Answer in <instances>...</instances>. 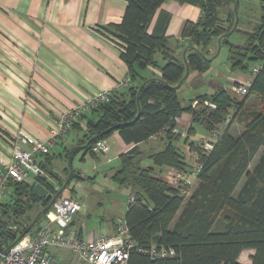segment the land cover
<instances>
[{
  "label": "trees",
  "instance_id": "obj_1",
  "mask_svg": "<svg viewBox=\"0 0 264 264\" xmlns=\"http://www.w3.org/2000/svg\"><path fill=\"white\" fill-rule=\"evenodd\" d=\"M125 1L121 23L105 30L120 46V57L129 66L132 80L147 67L156 66L155 52L163 57L161 76L129 88L128 99L114 93L107 103L93 110L96 118L87 122L83 151L93 154V145L114 132L125 144L135 146L120 155L121 166L112 176L135 198L128 202L124 222L137 248L145 252L133 250L127 264H239L238 258L246 250H254L251 264H264V0L258 24L244 33L242 45H233L230 36H224L235 24L234 11L226 21L220 17V10L236 0H174L198 5L202 10L200 20L186 23L181 33L182 39L191 41L185 57L190 72L209 69L208 49L215 39L229 47L232 68L251 75V66L260 65L251 75L247 96L239 99L229 89L218 88L211 95L192 98L185 106L174 89L184 78L185 63L170 51L163 29L148 31L155 12L166 0ZM250 96L260 101L259 110L246 106ZM204 101L215 108L204 105ZM183 113L191 115L184 144L197 155L201 167L196 174L197 184L188 196L156 172L160 167L183 174L187 171L186 156L177 147L181 139L174 132L175 122ZM232 125L241 131L239 135L230 131ZM195 126L205 133H218L208 153L195 145L196 140L189 142L197 134ZM162 133L163 149L151 156L152 165L143 167L137 145ZM260 150L259 159L252 164ZM46 167L42 164L52 175ZM75 177L73 172L72 179ZM37 182L46 188L48 198L40 197L24 182L14 185L10 197L0 205V243L8 246L15 242L58 191L44 178ZM63 182L57 181L59 188ZM10 226L16 230L12 232ZM152 246L171 249L174 255L153 259L146 253Z\"/></svg>",
  "mask_w": 264,
  "mask_h": 264
},
{
  "label": "crops",
  "instance_id": "obj_2",
  "mask_svg": "<svg viewBox=\"0 0 264 264\" xmlns=\"http://www.w3.org/2000/svg\"><path fill=\"white\" fill-rule=\"evenodd\" d=\"M262 4V0H238L236 7L238 32L244 35L253 30L258 24L255 22L259 21ZM234 5L235 3L220 10V17L223 20L226 21L229 13L234 11ZM126 7L125 0H0V157L9 159L14 145L13 138L18 132L26 135L32 142L47 140L50 137L51 126L64 111L99 92L114 90L121 98L128 99L129 88L142 84L144 80L160 78V67L164 61L160 52H155L153 61L156 66L147 67L140 72V77L132 80L129 66L120 57V46L105 30L111 25L121 23ZM251 7L257 8V14L253 18ZM201 16L202 10L198 5L166 0L155 12L148 31L152 32L154 28L163 29L168 40L167 45L174 57L183 59V52L187 53L188 43L181 37L182 30L186 23H197ZM251 19H254L253 25ZM235 20L236 16L234 23ZM224 25L227 26L228 23ZM234 33L235 30L230 36ZM212 43L208 49V56L215 58L217 46L219 47L221 41L215 39ZM208 70L204 73L189 71L188 77L177 89V95L182 91L192 94V98L211 95L216 88L207 85V82L218 84L219 88L225 89L218 82L208 79ZM251 80L250 74L232 68L226 89L231 90L233 85L251 83ZM250 97L246 101V106L248 103L251 109L259 110L260 101L255 96ZM95 118L96 114L92 111L77 118L70 130L74 135L68 139L65 138L66 135L57 139L50 150L57 146L58 150H63L64 153L67 148L76 146L74 151L80 150L83 158L90 155L102 161V156L83 151L87 122ZM189 127L191 115L183 113L176 120L174 128V132L180 136L182 144H177V147L182 152L187 147L184 142ZM230 131L235 136L241 133L234 125ZM207 134L204 132L201 136ZM154 137L137 145L140 165L142 160L151 161V156L163 149L165 142L161 141L162 137L158 135L159 140ZM106 141L109 152L103 159L118 160L119 166L114 169L116 172L121 166L120 155L135 146L125 144L118 132H114ZM189 141L195 140L190 137ZM20 147L25 150L30 148L24 145ZM50 150L47 155L38 156V160L47 166L46 168L51 169L52 160L56 156L51 155ZM261 152L262 150L252 164L256 163ZM72 153H69L70 156ZM68 156L65 155L66 158ZM58 157L61 158V154ZM43 170L44 179L57 190L61 188L58 187L57 181L66 176L65 182L70 173L65 169L58 176L53 171L54 175H51L46 169ZM77 177L81 178V174ZM33 180V177H29L27 182L31 184ZM121 220L124 221V218ZM75 222L76 220L70 228L85 239H90L93 233L112 236L117 223L110 220L106 230L86 231L84 224L74 227ZM253 255L254 250L243 251L238 263L251 264ZM70 256L69 253L67 257L54 258L59 264H72L73 258Z\"/></svg>",
  "mask_w": 264,
  "mask_h": 264
},
{
  "label": "built area",
  "instance_id": "obj_3",
  "mask_svg": "<svg viewBox=\"0 0 264 264\" xmlns=\"http://www.w3.org/2000/svg\"><path fill=\"white\" fill-rule=\"evenodd\" d=\"M259 68L260 65H253L251 75H255ZM249 88L250 82L233 85L230 91L234 97L241 99L248 95ZM114 93H116L114 90L99 92L64 111L51 126L50 137L45 141L32 142L26 135L18 132L13 138L14 145L9 159L5 160L0 157V205L10 197L14 185L28 183L29 177H33L35 183L38 178H44L45 172L38 156L47 155L50 148L56 144L57 139L63 138L70 132L77 118L107 103ZM196 104L197 101H194L193 105ZM203 104L215 108L214 104L207 101H204ZM209 134L195 143L206 153L213 148V144L218 138L217 132ZM154 138L160 139L158 136ZM21 145L30 146V148L25 150L20 147ZM186 149L189 148L186 147ZM91 151L93 154L105 156L109 152V145L106 140H100L93 145ZM192 154L191 158L194 160L192 174L196 175L200 172L201 167L197 163V155L194 152ZM167 183L179 188L183 195H188L189 188L190 190L192 188V183L188 182L185 174L177 170L174 171V180ZM28 184L30 185V183ZM54 196L55 194L52 195V198ZM134 199V196H130L129 201H134ZM80 209L81 206L75 199L61 196L54 199L43 220L34 231H31L32 228L21 239L8 246L5 243H0V264H59L53 256V251L58 249L70 253L73 258L72 264H127L133 250L145 253L137 248L123 220L117 221L112 236L93 233L90 239L83 238L77 231L70 228ZM9 229L14 232L16 227L10 226ZM146 253L153 259L174 255L173 250L158 246H152Z\"/></svg>",
  "mask_w": 264,
  "mask_h": 264
},
{
  "label": "rangeland",
  "instance_id": "obj_4",
  "mask_svg": "<svg viewBox=\"0 0 264 264\" xmlns=\"http://www.w3.org/2000/svg\"><path fill=\"white\" fill-rule=\"evenodd\" d=\"M251 8V15L253 18L257 14V8ZM251 21L253 25L254 19H251ZM228 40L229 43L233 45H242L245 38L241 32H235ZM215 55V58L214 56L207 55L208 58L210 57V60H212L208 70V79L218 82L221 87L226 89L229 85V75L232 69L231 62L229 61V47L224 44L219 45V47L217 46V52ZM235 72L238 71L235 70ZM206 84L209 85L208 82ZM207 88H209V86ZM178 98L182 105H186L188 101L192 99V94L182 91L178 94ZM250 98L253 99V97ZM207 102L210 103L209 101ZM247 107H249L248 103ZM195 127L197 134L191 137L192 140L197 141L200 138H205V136L210 135L208 133L207 135L201 136L204 131L199 126ZM73 135L74 133L70 131L66 134L65 138L68 139L69 136ZM161 137H163V134ZM181 144L182 142H180V145ZM186 145L189 148V145ZM58 148L59 147L56 146L50 150L51 155L54 154L56 156L53 158V162L51 163L52 171L60 176V173L62 174L64 170L67 169L69 172L72 171L76 175L75 178L71 179L69 186L61 194V197L63 198L74 197L81 205V210L75 217L76 222L74 227H79V225L84 224V230L86 231H100L103 229L106 230V226L110 220L118 221L123 219L131 192L125 186H120L112 178L115 172V167L119 166V161L110 159L108 162V159H103V156L101 158L102 161H98L90 155H86L83 158L80 150L70 156V154L74 151L72 146L67 148L64 153L63 150H58ZM67 153H70L68 158L65 157ZM183 153L185 154L186 161L188 163L185 177L188 182L192 183L191 190L189 188L190 193L197 184L196 175L191 173L194 165V160L191 158V155L193 154L190 148L188 150L184 149ZM59 154H61V158L58 157ZM141 165L144 167L150 166L151 161L142 160ZM174 171L175 169L169 167H160L156 169V172L166 182H172V180H174ZM69 174L67 175L68 177ZM78 174H81V178L77 177ZM65 177L66 176L60 178V182H63ZM37 226L38 225L36 224L31 231H34ZM53 255L55 257H67L69 256V253L58 249L53 251Z\"/></svg>",
  "mask_w": 264,
  "mask_h": 264
},
{
  "label": "water",
  "instance_id": "obj_5",
  "mask_svg": "<svg viewBox=\"0 0 264 264\" xmlns=\"http://www.w3.org/2000/svg\"><path fill=\"white\" fill-rule=\"evenodd\" d=\"M237 5H238V0L235 1V5H234V12H235V16H236L235 25L233 26V28L228 33L224 34L225 37L230 36L234 32V30L236 29V26H237V23H238L237 10H236ZM219 42H220V39H219ZM187 43L190 44L191 41L190 40H187ZM185 57H186V51L183 52V61H184L185 66H186V73L184 75V78L174 87V89L180 88V86L182 85V83L188 77L189 70H188V67H187V64H186ZM209 84L212 87L216 88V89L219 88V85L218 84H212V83H209ZM141 87H140V89H141ZM69 161H70V158H69ZM71 177H72V172L70 171V174H69L68 179L64 182V184L62 185V187L57 191V193L55 194V196L52 198L51 202H53L54 199H56V198H58V197L61 196V194L63 193V191L66 189L67 184L71 180ZM30 189L33 190L34 193L38 194L42 198H48V196H49L48 195V191L46 190V188L44 186H42L41 184H39V183H35V182L31 183L30 184ZM51 202H50V204H51ZM50 204L48 206L44 207L40 212H38L36 214V216L34 217L33 221L29 224V226L26 228V230L22 234H20V236L17 238V240L21 239L23 235L27 234L33 228V226L38 221V219L43 214H45L47 212V210L50 207Z\"/></svg>",
  "mask_w": 264,
  "mask_h": 264
}]
</instances>
